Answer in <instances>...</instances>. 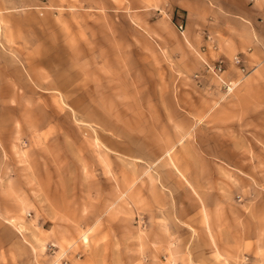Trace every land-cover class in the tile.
I'll use <instances>...</instances> for the list:
<instances>
[{"label":"rangeland","instance_id":"obj_1","mask_svg":"<svg viewBox=\"0 0 264 264\" xmlns=\"http://www.w3.org/2000/svg\"><path fill=\"white\" fill-rule=\"evenodd\" d=\"M8 4L0 264H180L145 244L162 182L195 231L184 261L264 264V71L230 91L178 72L176 0Z\"/></svg>","mask_w":264,"mask_h":264},{"label":"crops","instance_id":"obj_2","mask_svg":"<svg viewBox=\"0 0 264 264\" xmlns=\"http://www.w3.org/2000/svg\"><path fill=\"white\" fill-rule=\"evenodd\" d=\"M176 6L174 12L176 11L177 17L172 19L176 29L178 25L182 26V31H177L183 37L180 43L182 48L179 53H175L180 62L178 72L182 74L193 72L195 77L205 74L209 79L214 78L212 82L218 87L222 86L220 80H217L220 78L224 82H231L233 90L263 73L264 0H176ZM15 10L19 9L9 7L8 0H0V83L9 82L10 76L11 81L15 75L19 77V72L24 80L23 71H20L17 61L13 59L15 57L18 59L19 54L9 53L8 49L2 50L3 45L6 44L7 47V43L13 41L7 34L5 20L8 19L7 14ZM163 20L160 21L161 24L170 25V19ZM9 60H12L13 67L8 68L4 64V61ZM219 62H222V70L219 75H215L213 69ZM3 88L12 87L6 84L0 86V89ZM162 185L163 190L154 183L152 190L155 193L151 199H146V203H150L149 208L146 207L148 216L156 219L155 225L159 227L157 231L160 233L159 238H154L153 233L148 234L145 238L146 248L156 246L168 251L169 243L175 241L176 257L171 252L169 257L172 256L176 261L180 260V264H194L191 260L184 261L179 254L187 245L179 241V233L184 230L188 233L195 232L185 227L184 220H179L182 216L178 209L184 210L183 204L179 205V202L183 203L184 197L174 194L173 189L164 186L163 182ZM122 193L121 195L128 198V194ZM0 220L7 222L2 214ZM15 230L21 232V227H15ZM84 240L87 242L88 239L84 237ZM4 250L8 252L9 244L1 241L0 253L4 254ZM7 255L10 257L14 254L8 252Z\"/></svg>","mask_w":264,"mask_h":264},{"label":"built area","instance_id":"obj_3","mask_svg":"<svg viewBox=\"0 0 264 264\" xmlns=\"http://www.w3.org/2000/svg\"><path fill=\"white\" fill-rule=\"evenodd\" d=\"M177 30L179 31V32H181L182 31V26L181 25H178L177 26ZM221 64H222V62H219L218 63V65H217V67L215 68V69H213V73L215 74V75H219V73L221 72ZM209 69V68H208ZM210 70V69H209ZM212 71V70H211ZM221 82H222V84H223V86L225 87V89H227L228 91H230L229 89L231 88V87H233L232 86V83L231 82H224L223 80H221L220 78H218Z\"/></svg>","mask_w":264,"mask_h":264}]
</instances>
